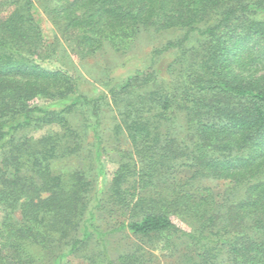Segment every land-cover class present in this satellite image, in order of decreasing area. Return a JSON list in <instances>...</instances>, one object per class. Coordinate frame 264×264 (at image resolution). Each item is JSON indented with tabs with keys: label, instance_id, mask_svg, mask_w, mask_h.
<instances>
[{
	"label": "trees",
	"instance_id": "1",
	"mask_svg": "<svg viewBox=\"0 0 264 264\" xmlns=\"http://www.w3.org/2000/svg\"><path fill=\"white\" fill-rule=\"evenodd\" d=\"M168 33L97 92L53 62ZM73 258L264 264V0H0V264Z\"/></svg>",
	"mask_w": 264,
	"mask_h": 264
},
{
	"label": "rangeland",
	"instance_id": "2",
	"mask_svg": "<svg viewBox=\"0 0 264 264\" xmlns=\"http://www.w3.org/2000/svg\"><path fill=\"white\" fill-rule=\"evenodd\" d=\"M38 16L41 20V24L44 30L45 37L48 41L52 42L57 35V30L54 28L52 22L38 10ZM173 33L164 34V36L153 37L150 39H142L132 50L126 54L115 51L111 46L106 45L100 52L85 59H80L74 54L64 39L60 40L58 60H54V65H61L60 58L69 63L71 71L80 76L84 85V88L90 91L97 92L102 90L100 86V80L107 74L113 77L120 78L127 76L133 72L141 62L139 58L145 56L153 47L160 45ZM138 57V58H135ZM47 127L40 130L36 135H40L46 131ZM111 169H114L115 165L109 162L108 165ZM69 264H83V262L77 258L71 259Z\"/></svg>",
	"mask_w": 264,
	"mask_h": 264
}]
</instances>
